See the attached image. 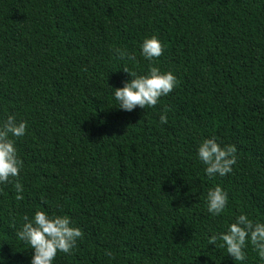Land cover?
Here are the masks:
<instances>
[{"label": "trees", "instance_id": "obj_1", "mask_svg": "<svg viewBox=\"0 0 264 264\" xmlns=\"http://www.w3.org/2000/svg\"><path fill=\"white\" fill-rule=\"evenodd\" d=\"M153 35L164 51L148 61ZM150 65L177 86L155 107L119 109L123 69ZM8 115L28 128L16 140L24 199L0 184V264H31L16 233L38 210L83 232L53 264H264L250 243L244 261L208 243L241 214L264 223V0H0ZM212 137L237 148L223 177L198 157ZM216 185L219 216L206 202Z\"/></svg>", "mask_w": 264, "mask_h": 264}, {"label": "clouds", "instance_id": "obj_2", "mask_svg": "<svg viewBox=\"0 0 264 264\" xmlns=\"http://www.w3.org/2000/svg\"><path fill=\"white\" fill-rule=\"evenodd\" d=\"M163 51L164 45L155 35L145 38L141 45V54L148 61L158 59ZM119 55L121 59H135L125 52H120ZM123 70L132 79L126 81L122 88L112 90L115 100L119 102V109L127 112L137 107H155L160 98L170 94L178 84L177 77L172 72H162L156 66L150 65L147 75H137L127 68ZM160 122L167 123V109L161 115ZM27 128V121L17 120L15 115H8L0 122V184L15 181L17 200H23L24 197L20 195L23 185L19 181L23 160L18 156L16 140L26 134ZM236 153L235 145L221 146L215 137L205 139L198 147V157L206 166L208 177L217 174L223 177L231 173L237 163ZM206 202L208 212L219 216L227 207L228 193L216 185L208 190ZM23 219L22 228L16 235L20 241L30 245L34 253L31 264H53L58 253L71 254L76 241L83 238L82 230L72 226L71 218L67 215H49L44 210H38L31 219L27 215ZM208 243L226 248L228 255L235 261L246 259L245 249L250 243L260 259L264 260V223L254 222L247 214H241L229 225L227 232L211 235Z\"/></svg>", "mask_w": 264, "mask_h": 264}]
</instances>
